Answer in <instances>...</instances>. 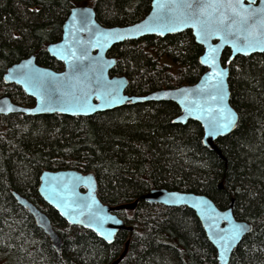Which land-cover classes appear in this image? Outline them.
Masks as SVG:
<instances>
[{
    "label": "trees",
    "instance_id": "obj_1",
    "mask_svg": "<svg viewBox=\"0 0 264 264\" xmlns=\"http://www.w3.org/2000/svg\"><path fill=\"white\" fill-rule=\"evenodd\" d=\"M80 5L93 7L103 26H125L147 14L150 0H0V96L22 107L33 104L21 88L4 84L2 76L31 54L37 64L61 71L62 63L45 48L60 39L70 9ZM202 52L191 32L184 31L124 41L107 56L117 59L110 76L128 80L125 93L144 95L194 84L206 70L199 63ZM228 55L225 50L223 65ZM228 86L238 123L215 141L219 154L203 146L198 123L172 122L180 111L169 101L127 104L87 117L9 115L8 140L0 137V214L7 213L13 224L23 213L9 195L15 192L11 188H20L17 194L44 212L47 205L37 193L40 173L75 169L94 174L104 204L138 202L132 211L116 212L132 231L118 232L111 244L59 217L61 226L55 231L61 248L51 252L56 264H110L127 237L119 264H217L215 250L191 210L140 199L154 187L204 194L219 209L233 199L234 217L252 230L234 249L229 264H264V53L237 56L229 64ZM0 264L15 263L10 254L0 252Z\"/></svg>",
    "mask_w": 264,
    "mask_h": 264
},
{
    "label": "water",
    "instance_id": "obj_2",
    "mask_svg": "<svg viewBox=\"0 0 264 264\" xmlns=\"http://www.w3.org/2000/svg\"><path fill=\"white\" fill-rule=\"evenodd\" d=\"M160 2L167 3L166 8L156 5ZM235 2V0H151L150 9L139 21L125 26H103L95 17L94 8L88 5L74 6L62 25L61 37L56 42L46 45V52L50 57L62 63L61 71H54L48 67L36 63V55L31 54L26 58L9 66L2 77L3 82L17 85L26 96L33 99L31 107H22L11 102L9 96H0V116L22 114L26 116L61 115L69 117H87L95 113L111 111L127 104L133 105L145 102L169 101L174 103L180 113L172 120L175 124L185 125L188 121L199 124L202 130V144L204 147L219 151L215 141L233 132L238 123V114L230 105V91L228 86L229 65L237 56H250L264 53V0H241L245 8L257 10V15L247 23L239 21L233 29L239 28V32L221 39L224 33L209 36L204 42L197 37L196 29L192 22L179 24V20L192 12L199 14V9H185L184 3H208ZM179 5V6H177ZM87 9L85 13L84 10ZM221 13L231 15L226 8H207L200 19L213 23L221 18ZM75 14V15H74ZM86 16V22L82 17ZM164 17L175 18L179 26L175 30H163L162 20ZM231 21H228L230 23ZM141 26L137 31L136 26ZM155 29V30H148ZM184 31H190L194 42L201 46L203 52L199 57V63L206 70L200 78L190 85H182L175 88L157 89L144 95H129L125 93L128 80L125 76H110V71L115 66L117 59L107 56L108 51L115 44L124 41H133L142 36L164 37ZM119 32L123 39H114L110 33ZM245 36L253 42L259 41L260 46L249 49L247 54L233 52L232 43L240 44ZM210 47L218 49V65L226 70L223 77V106L235 114L234 125L228 130L209 135V124L213 116H218L215 109L216 101L210 96L214 94L213 85L215 80L208 78L211 71L202 64L201 58ZM225 50L229 51L226 65L222 64L221 58ZM85 85L87 88L85 89ZM106 88L114 89V102L106 103L104 92ZM82 90L88 91L87 103L90 109L85 112L61 111V108H71L73 96L82 95ZM98 95L100 98H98ZM108 99H112L109 97ZM213 109L209 112L208 109ZM97 182L93 173H83L75 169L44 170L39 176L38 195L50 208L71 225H78L94 231L106 243L114 242L115 236L120 231H132L124 221L116 215L121 210L132 211L137 201L120 205L104 204L96 193ZM18 203H21L34 221V224L48 238L56 252L61 248V237L51 225L49 216L26 198L16 195ZM145 203L157 204L164 207H186L191 210L199 221L207 241L216 252L217 264H229L231 254L238 246L242 238L248 234L252 226L245 221L237 220L233 215V199L229 206L219 209L208 197L192 192L167 190L165 188H151L142 196ZM119 221V223H117ZM243 224L249 229L231 241L223 258H218L222 245L221 237L230 234L234 225ZM108 237V238H106ZM129 241L119 257L110 264H119L124 258Z\"/></svg>",
    "mask_w": 264,
    "mask_h": 264
},
{
    "label": "snow or ice",
    "instance_id": "obj_3",
    "mask_svg": "<svg viewBox=\"0 0 264 264\" xmlns=\"http://www.w3.org/2000/svg\"><path fill=\"white\" fill-rule=\"evenodd\" d=\"M157 7L163 9L166 8L168 5L165 2H160L156 5ZM179 6V5H177ZM183 7L185 9H199V14L196 12H192L190 15H184L183 13L181 15L184 16L183 19L179 20V24H184L189 21L192 22L193 28L196 29L197 37L201 40V42H204L209 36L211 35H217L220 33H224V35H221V39H227V36L233 35L234 31L239 32L240 29L236 28L233 29V26L237 24V19H233V17H236L239 19V21L243 23H247L249 20L254 18L257 15V10H253L251 8H245L244 5L241 3V0H235V2H221L216 4H208V3H184ZM226 8L230 11L231 15H225L224 13H221V18L211 23L208 20L200 19L201 16L205 14V9L207 8ZM260 12H264V9L258 10ZM84 12H87V9L84 10ZM75 15V14H74ZM87 17H82V22H86ZM228 21H231L228 23ZM261 23H264V20H261ZM179 24L176 23L175 18H169L164 17L162 20V26H161V33L163 30H175ZM136 30L140 31L141 26H136ZM148 30H155V29H148ZM114 39H123V35L119 32L110 33ZM260 42L252 40H249L247 36H245L244 40L237 44L235 41L232 43L233 52H243L247 54V51L249 49L259 47ZM202 64L206 65L211 71L208 73V78L210 80H215V84L212 86L214 89V94L210 96V98L213 101H216L218 104V107L215 109V113H218V116L214 115L212 120L209 124V132L208 134L214 135L217 132H223L228 130L230 127L234 125L235 121V114L232 113L230 110L226 109L223 106L224 101V92H223V77L225 75L226 70L219 67L218 65V49L216 47H210L207 49L205 55L201 58L200 61ZM87 88V85H85V89ZM114 89L106 88L104 92V97L106 100V103L114 102L113 92ZM109 97H112V99H108ZM98 98L100 96L98 95ZM88 100V91L82 90V95L80 96H73L71 100L72 107L71 108H61V111H74V112H87L90 109V105L87 103ZM209 112H213V109L209 108ZM119 223V221H117ZM246 225L243 224H237L234 225L230 234L223 236L220 238V240L223 241V244L221 245L219 241H214V243H217L218 247L222 248V251L220 252L218 258H223L224 251H227L228 248L231 245V241L235 240L240 236L241 233L248 231ZM108 238V237H106Z\"/></svg>",
    "mask_w": 264,
    "mask_h": 264
},
{
    "label": "rangeland",
    "instance_id": "obj_4",
    "mask_svg": "<svg viewBox=\"0 0 264 264\" xmlns=\"http://www.w3.org/2000/svg\"><path fill=\"white\" fill-rule=\"evenodd\" d=\"M164 64L168 66L169 62L165 61ZM0 124L3 126L0 130V137L7 141L9 132L8 116H1ZM7 143L8 142H6V144ZM16 187L19 188L18 186ZM11 189H9V192L15 191L16 193L21 194L18 192L20 188L18 190ZM22 193H24L22 195H26V191L24 192L22 190ZM9 195L14 204L19 207L20 205H18L19 203L17 199L12 196V194ZM20 207L19 209L23 213H20L19 215L17 214V219L13 224L7 213L0 214V252L10 254L11 261L15 264H56V257L51 255L53 249H51L48 242L50 248L45 245V241L40 240V237H43L42 232L35 226L28 210ZM44 212L49 216L53 229L58 231L61 226L58 214L48 206L45 208ZM3 216L4 218H2ZM45 240L47 241V239ZM127 240L128 237L126 241Z\"/></svg>",
    "mask_w": 264,
    "mask_h": 264
},
{
    "label": "bare ground",
    "instance_id": "obj_5",
    "mask_svg": "<svg viewBox=\"0 0 264 264\" xmlns=\"http://www.w3.org/2000/svg\"><path fill=\"white\" fill-rule=\"evenodd\" d=\"M150 2H151V0H150ZM64 23V22H63ZM133 24V23H132ZM63 25V24H62ZM130 25V24H129ZM144 36H142L141 38H143ZM140 39V38H139ZM138 40V39H137ZM229 65V64H228ZM8 68V67H7ZM6 68V69H7ZM4 75V74H3ZM3 77V76H2ZM3 81V80H2ZM4 83V82H3ZM5 84V83H4ZM42 173V172H41ZM41 173H40V175H41ZM39 175V176H40ZM39 185V184H38ZM220 187V186H219ZM38 189V188H37ZM38 193V192H37ZM16 195H19V194H17V193H15V192H12V196H14L16 199H17V197H16ZM202 195H204V194H202ZM20 197H23V196H21V195H19ZM39 196V195H38ZM204 196H206V195H204ZM207 197V196H206ZM23 198H25V197H23ZM40 198V197H39ZM41 199V198H40ZM143 202H144V200L142 199V196H141V198H140ZM210 199V198H209ZM28 200V199H27ZM42 200V199H41ZM211 200V199H210ZM43 201V200H42ZM135 201H137V199L135 200ZM212 201V200H211ZM231 201V200H230ZM44 202V201H43ZM138 202V201H137ZM46 204V203H45ZM148 204V203H147ZM18 205H20L22 208H24V209H26L21 203H19ZM47 205V204H46ZM149 205H155V204H149ZM157 205V204H156ZM48 206V205H47ZM49 207V206H48ZM55 211V210H54ZM56 212V211H55ZM59 216V215H58ZM60 217V216H59ZM63 221H65L62 217H60ZM67 224H69V225H71L70 223H68L67 221H65ZM71 226H77V227H80V228H84V229H88V228H85V227H81V226H78V225H71ZM129 227H131V226H129ZM132 228V227H131ZM40 230V229H39ZM88 230H91V229H88ZM252 230V229H251ZM41 231V230H40ZM92 231V230H91ZM42 232V231H41ZM56 232V231H55ZM92 232H94V231H92ZM129 232H131V231H129ZM43 233V232H42ZM57 233V232H56ZM95 233V232H94ZM58 234V233H57ZM96 234V233H95ZM43 235H44V233H43ZM59 235V234H58ZM97 235V234H96ZM45 236V235H44ZM98 236V235H97ZM46 237V236H45ZM99 237V236H98ZM100 238V237H99ZM46 239L48 240V238L46 237ZM101 239V238H100ZM105 244H108V243H106L103 239H101ZM48 242H49V240H48ZM49 244H50V246H51V248L54 250V248L52 247V245H51V243L49 242ZM55 251V250H54ZM55 253H59V252H56L55 251ZM216 253V252H215ZM119 257V256H118ZM117 257V258H118ZM116 258V259H117ZM123 259V258H122ZM216 262H217V260H216Z\"/></svg>",
    "mask_w": 264,
    "mask_h": 264
},
{
    "label": "flooded vegetation",
    "instance_id": "obj_6",
    "mask_svg": "<svg viewBox=\"0 0 264 264\" xmlns=\"http://www.w3.org/2000/svg\"><path fill=\"white\" fill-rule=\"evenodd\" d=\"M8 85H14V84H8ZM127 94V93H126ZM32 99V98H31ZM33 100V99H32ZM33 104H34V101H33ZM33 104L31 105V106H33ZM31 106H29V107H31ZM1 116H5V115H1ZM0 116V117H1ZM7 116H9V115H7ZM39 229V228H38Z\"/></svg>",
    "mask_w": 264,
    "mask_h": 264
}]
</instances>
